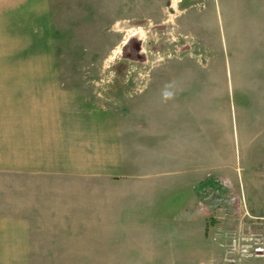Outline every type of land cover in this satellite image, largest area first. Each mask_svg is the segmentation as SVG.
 I'll use <instances>...</instances> for the list:
<instances>
[{
	"label": "crops",
	"instance_id": "1",
	"mask_svg": "<svg viewBox=\"0 0 264 264\" xmlns=\"http://www.w3.org/2000/svg\"><path fill=\"white\" fill-rule=\"evenodd\" d=\"M53 7L0 0V264H222L207 239L229 221L208 219L196 184L224 171L231 137L210 136L209 152L207 101L185 90L155 97L145 122L126 89L117 114L60 65ZM254 170L245 187L264 216V160Z\"/></svg>",
	"mask_w": 264,
	"mask_h": 264
},
{
	"label": "rangeland",
	"instance_id": "2",
	"mask_svg": "<svg viewBox=\"0 0 264 264\" xmlns=\"http://www.w3.org/2000/svg\"><path fill=\"white\" fill-rule=\"evenodd\" d=\"M53 6L60 65L75 68L117 114L126 89L145 122L152 100H166L168 90L207 101L209 152L218 141L210 136L229 135L232 158L224 155V171L209 170L196 184V202L208 219L229 221L223 231L244 224V211L252 210L244 180L254 184V168L264 160V0H53ZM245 225L263 234L261 224ZM216 232L209 231L208 244H217ZM207 263L193 256L192 264Z\"/></svg>",
	"mask_w": 264,
	"mask_h": 264
},
{
	"label": "built area",
	"instance_id": "3",
	"mask_svg": "<svg viewBox=\"0 0 264 264\" xmlns=\"http://www.w3.org/2000/svg\"><path fill=\"white\" fill-rule=\"evenodd\" d=\"M201 192L207 202L209 198L207 194L208 189L204 188V191L201 190ZM243 214H245V216H243L246 219L243 221L244 224L237 223L238 229L224 231L222 234L216 233L214 235V240L223 250L222 259L224 264H238L240 259L242 260L243 258L260 257L264 255L263 234L253 230L251 226L245 225L247 220H249L252 224H264V216L254 215L248 210V208ZM244 225V228L246 229L239 228Z\"/></svg>",
	"mask_w": 264,
	"mask_h": 264
},
{
	"label": "bare ground",
	"instance_id": "4",
	"mask_svg": "<svg viewBox=\"0 0 264 264\" xmlns=\"http://www.w3.org/2000/svg\"><path fill=\"white\" fill-rule=\"evenodd\" d=\"M136 52V51H135Z\"/></svg>",
	"mask_w": 264,
	"mask_h": 264
}]
</instances>
